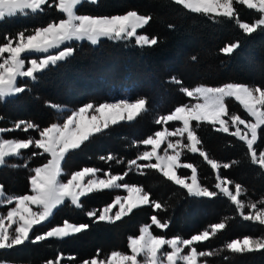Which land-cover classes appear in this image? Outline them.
<instances>
[{
    "label": "snow or ice",
    "instance_id": "6c2138e0",
    "mask_svg": "<svg viewBox=\"0 0 264 264\" xmlns=\"http://www.w3.org/2000/svg\"><path fill=\"white\" fill-rule=\"evenodd\" d=\"M171 2L190 13L212 20L235 21L248 37L264 32V0ZM84 3L95 4L99 0H0V23L9 18L43 13L46 9H53L59 14V18L31 31L25 29L0 37V104L14 100L28 91L27 84L21 83V78L36 81L51 66L72 57L75 49L69 42L82 41L95 46L103 39L134 41L141 48L159 44L157 37L139 31L152 21L150 14H142L138 10L117 15L81 14L79 8ZM235 5L256 11L259 18L254 22L241 20ZM241 46L242 41L237 39L227 43L220 52L231 56ZM53 50L58 51L53 54ZM191 59L195 61L197 58L193 56ZM171 80L177 85L183 83L175 76ZM179 90L189 98V103L176 106L168 114L158 116L155 123L161 125L162 130L155 131L142 141L133 142L134 145L142 144L145 150L135 159L127 161V171L123 174H112L111 170L104 171L95 167H84L67 174L63 164L71 153L82 150L93 138L103 134L111 126L121 121H133L147 112L146 98H138L134 102L125 99L100 104L90 102L66 116L63 114L66 110L61 106L49 103V107L61 114L62 122H54L42 128L32 121H17L11 128L0 127V166H8L10 158H22L24 150H32L31 157H45L44 162L30 169L29 193L9 194L5 186L0 184V208L6 209V212L0 213V251L11 250L26 243L64 239L88 230L90 225L87 223L77 224L64 220L62 225L51 227L40 234L35 233L36 227L50 221L60 207L71 204L83 210L82 198L105 190L122 189L127 194L116 195L111 203L101 209L86 211L93 222L114 225L146 205L157 212L164 210V204L153 199L152 194L143 186L124 182L133 169L141 174H144L145 169L155 170L167 181L184 189L190 197L212 199L223 195L235 206L244 221L264 226V199H242L246 196V188L222 175V170L231 168L239 161L221 163L212 158L198 135L201 125L208 124L216 132L237 138L246 146L250 163L264 171V150H257L258 141L264 140V86L227 82L215 86H181ZM230 100L237 102L250 119L232 112ZM176 122L179 126H175ZM13 131H31L37 135L5 138V134ZM185 151L198 153L214 171V190L200 181L198 169L193 163L182 162ZM100 159L124 163L111 153ZM29 161L10 166L28 168ZM140 161L144 163H139ZM181 169L190 170L191 174H178ZM245 209L248 211L245 212ZM153 226L166 230L169 228V221L152 215L150 224L142 225L138 235L128 237L130 254L113 250L104 256L102 250L97 249L93 257L82 260L80 264H209L207 258L217 252L198 250L197 246L223 231L226 223H214L210 225V229L193 234L190 238L156 235ZM224 248L232 254L264 252V237L244 236L232 239ZM68 259L74 261L78 258L69 256ZM224 259L228 257L225 256ZM63 261L64 254L57 253L54 259H48L44 264H63ZM0 264L9 262L0 259Z\"/></svg>",
    "mask_w": 264,
    "mask_h": 264
},
{
    "label": "trees",
    "instance_id": "16d2710c",
    "mask_svg": "<svg viewBox=\"0 0 264 264\" xmlns=\"http://www.w3.org/2000/svg\"><path fill=\"white\" fill-rule=\"evenodd\" d=\"M240 19L254 22L259 14L246 6L235 5ZM129 10L150 14L153 19L142 34L155 36L159 44L154 47L135 45L134 41H111L103 39L98 45L88 42H72L74 55L55 66H51L36 81L21 79L28 91L18 98L0 104V127L11 128L17 121H32L42 128L61 121V114L49 107V103L63 106L66 116L71 110L87 103L100 104L127 97L134 101L146 98L148 111L133 121H121L111 126L103 134L97 135L82 150L69 155L63 164L65 173L84 167H95L112 174L127 171V161L135 159L145 146L134 145L161 128L155 120L168 114L176 106L189 103L180 87H194L200 84L221 85L237 82L264 86V32L245 36L235 21L212 20L209 17L190 13L171 0H99V3H84L81 14L115 15ZM59 18L53 9L29 16L9 18L0 23V37L6 33L15 34L20 30L31 31ZM172 25V27H169ZM241 40L242 46L231 56H225L220 49L227 43ZM197 59L193 61L191 58ZM183 83L175 84L171 77ZM232 112L246 116L242 107L234 100L229 101ZM195 123V122H193ZM36 136L34 132L13 131L7 138ZM204 149L221 163L239 161L231 168L222 170V175L247 190L246 201L264 199V171L252 165L246 146L237 138L226 133L216 132L212 126L202 124L198 129ZM258 151L264 150V140L258 141ZM32 150H24L22 158H10L8 166H0V184L9 194L29 193L28 177L30 169L45 161V157H31ZM113 154L124 163L101 160L100 157ZM30 158V161H29ZM182 162L193 163L198 169L200 181L214 190L215 173L199 154L182 155ZM29 167L13 168L11 164ZM139 163H144L140 161ZM190 170L181 169L178 174L188 175ZM67 178V177H65ZM130 185L143 186L152 198L164 204L161 211L151 206H142L114 225L93 222L86 215L88 210L101 209L112 202L120 190H105L90 194L84 201V209L71 204L56 210L50 221L37 226L36 234L51 227L62 225L64 220L72 223H87L90 228L82 233L64 239H49L39 243H26L7 251H0V259L10 263L44 264L54 259L57 253L64 254L63 264H80L102 250L104 256L113 250L128 251V237L139 234L142 225L150 224V217L157 215L169 221L166 230L153 226L156 235L167 238L191 235L210 229V225L225 222L226 228L199 244L198 250H215L216 255L208 257L209 264H264V252L232 254L225 250L227 242L244 236L264 237V226L244 221L235 206L224 197L194 198L187 195L179 186L167 181L155 170L145 169L141 174L136 169L129 171L125 181ZM234 190V188H233ZM248 210L245 209V212ZM69 256L78 259L70 261ZM227 256L228 259H224Z\"/></svg>",
    "mask_w": 264,
    "mask_h": 264
},
{
    "label": "rangeland",
    "instance_id": "374dc122",
    "mask_svg": "<svg viewBox=\"0 0 264 264\" xmlns=\"http://www.w3.org/2000/svg\"><path fill=\"white\" fill-rule=\"evenodd\" d=\"M126 13V12H125ZM124 14V13H123ZM115 15H117V14H115ZM72 42H69V44H71ZM55 51H58V50H53V54H55ZM36 56H40V54H36ZM31 58H33V57H29V59H31ZM22 79V78H21ZM123 99V98H122ZM125 100H127V97L125 96V98H124ZM121 100V99H120ZM115 101H118V100H112V101H110L109 103H111V102H115ZM128 101H130V100H128ZM135 101V100H134ZM134 101H130V102H134ZM61 108L62 109H64V107L63 106H61ZM79 108V107H78ZM78 108H76V109H73V110H71L68 114H70L72 111H74V110H77ZM237 113V112H236ZM67 114V115H68ZM239 114V113H238ZM245 118H248V119H250L249 117H247V116H244ZM56 122H62V120L61 121H56ZM175 126H179V123L178 122H176V124H175ZM169 127H172V125H169ZM159 130H162V126H161V128L159 129ZM234 130V129H233ZM5 138H7V137H5ZM174 139V138H173ZM148 148L150 149V146H148ZM145 150V149H144ZM143 150V151H144ZM154 162V161H153ZM191 174V172L188 174V175H190ZM127 193L126 192H124L122 189L119 191V193L118 194H116V195H121V196H123V195H126ZM115 195V196H116ZM114 196V197H115ZM114 199V198H113ZM103 208V207H102ZM4 212H6V209H4V208H0V213H4ZM170 238H172V237H170ZM125 253H129L130 254V251H129V249H128V251L127 252H125ZM9 264H26V263H10L9 262Z\"/></svg>",
    "mask_w": 264,
    "mask_h": 264
}]
</instances>
